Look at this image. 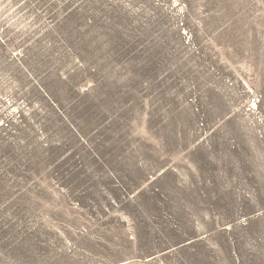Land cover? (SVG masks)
Here are the masks:
<instances>
[{
	"label": "rangeland",
	"instance_id": "obj_1",
	"mask_svg": "<svg viewBox=\"0 0 264 264\" xmlns=\"http://www.w3.org/2000/svg\"><path fill=\"white\" fill-rule=\"evenodd\" d=\"M0 264H264V0H0Z\"/></svg>",
	"mask_w": 264,
	"mask_h": 264
}]
</instances>
